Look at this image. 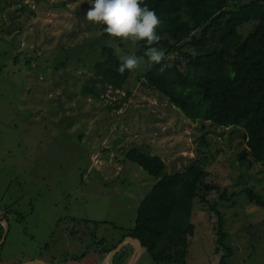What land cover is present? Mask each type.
<instances>
[{"label":"rangeland","instance_id":"1","mask_svg":"<svg viewBox=\"0 0 264 264\" xmlns=\"http://www.w3.org/2000/svg\"><path fill=\"white\" fill-rule=\"evenodd\" d=\"M90 7L89 0H0V209L7 213L0 253L6 264L24 261L27 250L44 256L66 250L82 238L85 220L132 229L157 178L125 159L130 147L161 154L168 172L199 158L210 182L228 193L252 187L264 199V165L240 163L243 132L189 121L142 85L147 60L122 89L103 86L92 69L99 42L86 43L99 38L104 23L85 17ZM136 50L127 43L120 54ZM165 200L158 205H173L175 215L159 243L168 247L171 264H184L185 247L187 264H220L225 250L217 249L210 204L185 198L183 188ZM218 207L234 250L230 264H264V205L240 194ZM142 259L154 264L148 255Z\"/></svg>","mask_w":264,"mask_h":264},{"label":"trees","instance_id":"2","mask_svg":"<svg viewBox=\"0 0 264 264\" xmlns=\"http://www.w3.org/2000/svg\"><path fill=\"white\" fill-rule=\"evenodd\" d=\"M143 3L161 19L156 29L160 40L148 45L144 40L114 37L104 31L105 24L101 25L99 38L86 43L90 48V42H99L98 47L94 46L98 53L92 68L95 77L103 86L109 84L122 89L136 69L125 70L123 74L116 70L124 58L120 50H126L127 43L134 42L137 46L133 55L139 60L138 66L148 61L145 55L148 47L163 50L164 57L159 64L148 61L142 85L165 96L191 122L237 128L246 139L240 153L241 165H264V0H143ZM248 24L255 25L245 34L242 28ZM89 88L90 91L96 89ZM125 159L157 178L146 199L148 206L144 201L138 205L132 227V237L141 241L154 264L173 262L168 247H160L156 237L166 233L167 227L163 226L175 215V210L173 205L158 204H165L166 197H173L181 188L185 198L199 197L210 204V211L216 215L217 249L225 250L220 264H230L234 250L228 244L226 218L218 203H235L238 195L245 194L264 205L263 196L252 187H246L241 193H228L220 184L208 180L210 171L199 158L183 171L173 172L167 171L161 154H150L139 147L125 151ZM184 174L190 178L183 180ZM212 193L218 194V200L211 202ZM186 205L184 203L183 209L187 212ZM0 210L2 221L1 216L7 213ZM189 228L192 230L191 225ZM86 233L84 229L79 239L81 245ZM68 235L74 236L73 233ZM0 239H3L0 243L3 247L7 239L3 223H0ZM186 248L182 254L184 264H187Z\"/></svg>","mask_w":264,"mask_h":264},{"label":"clouds","instance_id":"3","mask_svg":"<svg viewBox=\"0 0 264 264\" xmlns=\"http://www.w3.org/2000/svg\"><path fill=\"white\" fill-rule=\"evenodd\" d=\"M89 3L91 7L85 17L95 23L103 22L106 25L104 31L109 35L144 40L148 45L160 40L156 29L161 19L143 0H89ZM145 55L150 63L159 64L164 52L153 46L145 50ZM138 63V58L130 54L121 59L116 70L123 74L125 70H134Z\"/></svg>","mask_w":264,"mask_h":264},{"label":"crops","instance_id":"4","mask_svg":"<svg viewBox=\"0 0 264 264\" xmlns=\"http://www.w3.org/2000/svg\"><path fill=\"white\" fill-rule=\"evenodd\" d=\"M2 221L3 225L7 226L6 219ZM106 225L108 227H104ZM85 229L87 233L83 245L80 244L81 242L73 240L67 243L65 246L66 250L63 249L59 251V253H50L49 249L46 256L39 251L32 250L31 252H28L27 250L23 252L25 260L18 261V264L38 259L46 264H108L107 259L109 254L120 244H122V246L114 255L113 264H141L139 262L140 259L141 262H143V256L147 255L142 246L136 251V243L131 239L132 229H127L126 227L118 226L114 223L95 224L92 220L86 223ZM156 238L158 239V245L164 247L159 243L160 238ZM2 240L3 239H0V243ZM12 241H15V238ZM71 248L74 250L73 254L70 252ZM0 264H6L1 253Z\"/></svg>","mask_w":264,"mask_h":264},{"label":"water","instance_id":"5","mask_svg":"<svg viewBox=\"0 0 264 264\" xmlns=\"http://www.w3.org/2000/svg\"><path fill=\"white\" fill-rule=\"evenodd\" d=\"M0 223H3V221L0 220ZM132 240L135 241L136 243V251L139 250V248L141 247V241L138 239V238H134V237H131ZM122 244H120L117 248H115L108 256V259H107V263L108 264H113V257L114 255L119 251V249L121 248ZM136 253V252H135ZM37 263H41V264H46L45 262L41 261V260H33V261H29V262H26V263H23V264H37Z\"/></svg>","mask_w":264,"mask_h":264},{"label":"built area","instance_id":"6","mask_svg":"<svg viewBox=\"0 0 264 264\" xmlns=\"http://www.w3.org/2000/svg\"><path fill=\"white\" fill-rule=\"evenodd\" d=\"M2 213V211H0V214Z\"/></svg>","mask_w":264,"mask_h":264}]
</instances>
